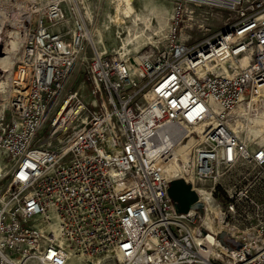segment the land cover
Returning <instances> with one entry per match:
<instances>
[{"label":"built area","instance_id":"built-area-1","mask_svg":"<svg viewBox=\"0 0 264 264\" xmlns=\"http://www.w3.org/2000/svg\"><path fill=\"white\" fill-rule=\"evenodd\" d=\"M27 2L0 100V264H264V147L231 129L264 104V0H174L161 49L94 51L87 96L72 87L87 17ZM202 8L237 18L191 43L181 23ZM179 181L201 209L178 211Z\"/></svg>","mask_w":264,"mask_h":264},{"label":"rangeland","instance_id":"rangeland-1","mask_svg":"<svg viewBox=\"0 0 264 264\" xmlns=\"http://www.w3.org/2000/svg\"><path fill=\"white\" fill-rule=\"evenodd\" d=\"M28 0H0V100L9 91L10 76L16 63L21 43L24 40V24L33 19ZM84 1V5L82 3ZM118 0H78L80 6L87 13L89 29L93 35V42L98 54H105L108 58L127 59L133 62L145 52L161 49L167 43V36L173 18L174 0H133L129 11L132 17L114 20ZM28 3V4H27ZM131 9V10H130ZM86 16V15H85ZM236 14L218 8L198 9L194 15L186 14L182 25V38H190V42H199L206 37L223 31L236 21ZM60 30L65 29L64 25ZM127 54L121 58V54ZM94 56L92 46L87 44V50L80 56L72 76L73 89H81L87 96L92 82L88 74V65ZM7 80V81H6ZM7 82V90L1 87ZM251 107V106H250ZM247 104L239 107L231 122L232 128L239 119L247 124L245 131L239 136L249 139L255 146L264 147V131L260 125L254 127V118L264 119V104L252 105L248 113ZM249 114V115H247ZM256 121V119H255ZM248 122L250 126H248ZM236 133V132H235ZM0 160V166H1ZM253 176V168L248 167ZM249 177V178H250ZM218 225V224H217ZM223 227L221 225H218ZM73 264H83L75 260Z\"/></svg>","mask_w":264,"mask_h":264},{"label":"bare ground","instance_id":"bare-ground-1","mask_svg":"<svg viewBox=\"0 0 264 264\" xmlns=\"http://www.w3.org/2000/svg\"><path fill=\"white\" fill-rule=\"evenodd\" d=\"M73 1V3L75 4V6L82 12V11H84L85 10V7H81L80 5L83 3V5H84V1H82V3H80V2H78V0H72ZM132 1L133 0H118L117 1V6H116V12H115V17H114V20H118V19H120V18H125V19H129V18H131L132 17V14H131V12L129 11V7H131L133 4H132ZM131 10V9H130ZM85 15H86V17H87V13L85 12ZM26 34H25V32H24V36H25ZM88 39L90 40V42H91V44L93 45V49H94V51H95V53L96 54H98V52L96 51V47H95V44H94V42H93V35H92V33H91V30L90 29H88ZM99 55H101V54H99ZM121 56V58L124 56H127V54L126 53H124V50H123V53L120 55ZM118 59V58H117ZM125 60V59H124ZM13 66V68H14V65H12ZM7 81V80H6ZM7 86H8V83L7 82H3L2 84H1V87L4 89V92L7 90ZM258 104V103H257ZM260 104V103H259ZM252 105H255V104H249V105H247L248 106V108L250 107V109H248V113L251 111V108H252ZM241 107V106H240ZM247 115H249V114H247ZM255 119H256V121H255ZM250 120H252V125L254 126V127H256V126H258V125H260L261 127H262V129L261 130H263L264 131V119H262V118H254V121H253V117L250 119ZM245 124H243L239 119L235 122V124L233 125V128H232V125H231V129L234 131V132H236V134H239V132H241V130H243V131H245V126L247 125H245ZM248 126H250V124H249V122H248ZM178 166V164H176V163H174V162H172L171 164H170V168L168 169V176L169 177H171L172 176V174H174V172H175V170L177 169L176 167ZM173 183H175V182H172V184ZM171 184V185H172ZM219 225V224H218ZM218 225H214L213 227L214 228H222V227H220V226H218ZM222 226V225H221ZM234 231H237L236 229H234ZM222 249V248H221Z\"/></svg>","mask_w":264,"mask_h":264},{"label":"water","instance_id":"water-1","mask_svg":"<svg viewBox=\"0 0 264 264\" xmlns=\"http://www.w3.org/2000/svg\"><path fill=\"white\" fill-rule=\"evenodd\" d=\"M183 182H175L171 185L170 195L173 200L177 203L178 211L181 213H187L191 209L197 210L201 209V205H193L197 201V197L194 193L185 192L183 189ZM177 187V188H176ZM226 239V234L221 235V243H224Z\"/></svg>","mask_w":264,"mask_h":264},{"label":"trees","instance_id":"trees-1","mask_svg":"<svg viewBox=\"0 0 264 264\" xmlns=\"http://www.w3.org/2000/svg\"><path fill=\"white\" fill-rule=\"evenodd\" d=\"M183 187V189L185 190V192H187V188L183 185L182 186ZM177 188V187H176Z\"/></svg>","mask_w":264,"mask_h":264}]
</instances>
